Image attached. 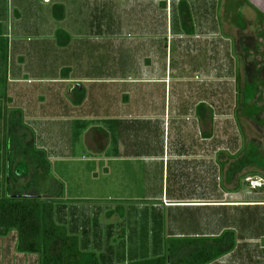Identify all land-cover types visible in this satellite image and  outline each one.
Masks as SVG:
<instances>
[{"label":"rangeland","instance_id":"374dc122","mask_svg":"<svg viewBox=\"0 0 264 264\" xmlns=\"http://www.w3.org/2000/svg\"><path fill=\"white\" fill-rule=\"evenodd\" d=\"M188 1L193 15L190 34L179 18L180 0H75L70 7L71 17L59 23L57 18L53 20L51 5L42 6L41 0H0V39L5 44L9 42L8 59L0 48V107L4 111V116L0 114V187L10 183L3 168L6 120L12 110L20 109L24 122L21 132L33 131L37 147L47 138L56 147L58 156L51 159V170L65 186L64 198L57 204L64 209L69 227L77 225L81 236L88 229L101 234V240L93 243L90 251L99 256L106 253L105 258L114 264L122 256V261L130 264L132 259L166 253L167 241L175 233L211 234L226 224L238 233V247L213 264H264V186L253 189L249 181L264 180V0ZM56 25L71 27L81 36L73 39L67 50H58L53 46L55 37H51ZM54 43L62 46L58 39ZM21 56L23 63L19 65ZM167 56L169 66L172 63L167 77L172 83L168 84L167 94L165 85H159L162 89L157 93L163 98L167 95L168 112L183 92L194 93L199 99L205 97L208 103L207 107L201 104L199 130L193 132L199 140L194 152L198 154L200 175L198 180L185 183L180 191L184 196L199 198L189 202L203 205L200 209H169L166 205L170 201L166 199H122L133 191L144 194L145 185L132 183L128 163L94 160L101 146L95 140V128L79 141L85 148L74 151L63 147L77 139L71 135V123L67 127L68 111L61 100L76 95L74 83L69 82L85 85L94 96L97 84L88 82H97V77L144 82L149 73L155 78L165 75ZM179 77L191 79L182 82L187 85L185 91L177 84ZM124 91L121 87L120 98ZM93 101H89L91 112ZM201 105L196 111H201ZM176 112L169 120V160L188 150L178 143ZM39 113L46 118H39ZM155 131L153 135L159 138V131ZM208 134L214 137L215 150L213 140L205 139ZM189 138L187 146L192 140ZM182 139L186 140L184 136ZM101 142L107 144L108 140ZM110 152L118 154L114 149ZM213 156L214 172L207 166ZM162 170V166L153 170L155 192L162 189ZM16 171L21 184H26L32 175L26 158L18 160ZM181 173L182 180L187 181V169ZM213 205L225 206L215 209ZM118 206L125 210L136 207L139 212L117 215L108 236L110 225L105 211ZM92 209L97 211L94 216ZM146 209L153 212L145 215ZM40 262L39 255L19 249L16 230L0 236V264Z\"/></svg>","mask_w":264,"mask_h":264},{"label":"crops","instance_id":"0c3cea01","mask_svg":"<svg viewBox=\"0 0 264 264\" xmlns=\"http://www.w3.org/2000/svg\"><path fill=\"white\" fill-rule=\"evenodd\" d=\"M41 1L42 3L40 2V5L42 6L45 5L46 7L48 5H51L50 9L52 14V7L54 4H64L66 8L65 17L61 20L57 19V23H59L64 22L68 20L69 17H71V12L69 10L70 7L72 8L71 3L75 0H50L49 2H45L44 0ZM54 19L55 17L53 18V20ZM51 22L54 23L53 21ZM59 29L64 30L70 40H68L67 43L60 48L58 44L54 43L57 40L56 32ZM51 33V37H55L52 38L53 46L58 50H67L69 46L72 45L73 39L80 38L81 36L79 33H75L71 29V27H67V29H65L63 27L58 28L57 25L52 29ZM19 61V65L20 63H23V56H21V59H19ZM171 68L172 63L169 66V56H167V73L160 76L159 78L152 77L151 73L147 75V79H145L144 82H120L115 78L107 80L97 77V82H88L97 84L96 87L98 89L97 93L94 96L93 93H89V90L85 85L83 86L79 82H69L74 83L73 86L75 87L73 91H75V89H83L86 91V94L81 102L79 101L78 92H75V96H68L67 99L63 97L61 98L65 109L68 111V115L65 116V118L67 119V127L68 125L70 126L71 123V135L75 134V136H77V139H75L74 142L69 143V145H64L63 147L67 146L66 149H72L74 151L78 148H85V144L83 142H81L80 144L79 141H82V138H84V136L91 128H95V132L97 135L95 136V140L98 142V144H101V146L99 149L97 148L98 151L94 155V160L108 164L111 162L128 163V167L131 168L129 172L131 174L130 177L132 183L135 184L136 182H143L145 185V187L143 188L144 194H138V191H133L134 194L128 196L124 195L122 196V199H166L170 201V204L166 205L168 208L175 206L196 207L200 205L194 202L190 203L189 201H197L199 200V198L194 195L184 196L182 195V193H180V191L183 190L185 183H188L189 180L193 181V178H195V180H198V177L200 175L198 154L194 152V148L197 147L199 140L197 136L193 137V132L199 130V116L203 113H200L198 110L196 111V108L201 104H205V106L207 107L208 103L205 97L204 99H199L194 96V93L192 95H185V93L183 92L179 97L175 98L174 101L176 104H174L173 106L171 105L168 112L167 95L163 98L157 92H160L162 89V87H158L159 85H165V94H167L168 84L172 83L168 81L169 77H167L168 70L170 69L171 71ZM149 69H151V67ZM72 80L75 79L69 78V81ZM76 80L80 81L81 79ZM190 80H184L183 77L180 80L179 77L177 80V82L179 83L177 84L179 85V88H181V90L185 91V87H187V85L183 84L182 82H188ZM135 83L139 84L135 85ZM196 85L197 84H195V86ZM135 86H138V91L134 90V88H136ZM121 87L122 90H125V95L122 98H120V96L118 95ZM90 99H94V112H91V110H89L92 107H89ZM210 106L211 105L209 104V107ZM172 108L174 110H172ZM193 109L195 110L193 111ZM175 110L177 111L175 113L176 116L178 115L177 113H179L178 118L175 117L176 123L174 124V128L179 134L178 143L182 147H184V149L187 148L188 150L185 149L187 152L181 151L176 153L174 155L176 157L175 160H169L168 141L172 130V123L169 120L171 114H173L172 112H174ZM38 116H40V113L38 114ZM184 117H186V120H184ZM39 118L44 119L46 117L40 116ZM212 129L214 130V124L212 126ZM154 130L159 131V138L156 135H153ZM42 132L46 133L44 131ZM47 132V135L51 136V131L48 130ZM209 135L210 134L206 135L205 139L213 140L214 137L211 138ZM183 136L186 138V140L182 139ZM189 137H191L192 140L191 142H189L190 145L187 146V142L190 139ZM104 138L108 140L107 144L101 142L102 140H104ZM50 140L51 139L47 138V141L45 143H42L39 148L46 151L48 158L51 161V159H56L58 155L56 154V147L51 146V144L49 143ZM211 144L213 147L212 150H215V140H213ZM54 149L56 151H54ZM111 149H114L118 154L112 155V153L110 152ZM155 149H158L157 154L155 152ZM207 156H209V154ZM215 159L216 157L213 156V159L211 161H208L207 165L208 167H212V172H214L215 168ZM158 166H162L163 168V184L162 189L159 190V192H155V185L153 186L155 182L152 180V176L154 174L153 170ZM139 167H141L140 170ZM184 169H187V181H184V179L182 180L184 176L181 172H183ZM208 173H205L204 176L208 175ZM178 175H180L179 178ZM203 179L207 181L208 176L204 177ZM128 182L131 181L128 180ZM212 184V188L214 189V182H212ZM137 186H140V189L142 188L141 185L137 184ZM177 192H179L180 194H178ZM138 210L139 208L136 207L126 210L124 208L119 209L118 207L106 210L105 218L107 221H109L108 225H110V230L108 231L107 235H111V231H113V226L111 224H113V221L117 215L124 217L127 215V211H129V213L132 212L133 214H136L139 212ZM96 212L97 211H95L94 209L90 211L91 215L93 216L97 214ZM145 212V215H148L150 212L152 213L153 210L146 209ZM80 229H82V227ZM87 231V234L85 233L83 236H81V234L79 233L78 235L81 239V242L86 240V244L90 248L93 243L96 244L97 241L101 240V234H97L98 231L96 230L92 231L93 233H91L89 229ZM107 241L108 242H106V244L109 243V240ZM262 246L264 247V243ZM110 247V251L111 253H113V246L111 245ZM123 264L129 263L123 262Z\"/></svg>","mask_w":264,"mask_h":264},{"label":"trees","instance_id":"16d2710c","mask_svg":"<svg viewBox=\"0 0 264 264\" xmlns=\"http://www.w3.org/2000/svg\"><path fill=\"white\" fill-rule=\"evenodd\" d=\"M178 8L182 27L190 34L192 27L189 23L193 19L191 4L188 0H180ZM52 11L55 18L64 19V4H54ZM1 34L3 32L0 26V36ZM56 35L62 46L69 40L62 29L57 30ZM3 41L0 39L2 56L8 59L9 42L5 44ZM75 92H78L81 102L86 91L75 89ZM200 107L202 113L203 105ZM0 114L4 116L1 107ZM6 126L3 168L10 183L0 187V236L16 230L19 249L39 255L41 264H114L111 259L105 258L106 254L99 256L96 251H90L86 240L81 242L78 226L69 227L66 222L64 209L57 204V201L64 198V184L52 174L51 162L46 151L37 147L35 133L21 132L24 128L22 110H12L8 114ZM20 158H26L32 169V175L26 184L19 183L16 174V164ZM213 206L220 209L225 205ZM175 207L190 209V206ZM200 207L202 206L197 209ZM83 233L86 231L83 230ZM238 241L236 230L226 224L211 234L175 233L167 241L166 253L132 259L130 264H210L232 253L238 247ZM116 264H123L122 256Z\"/></svg>","mask_w":264,"mask_h":264},{"label":"built area","instance_id":"2783aa9c","mask_svg":"<svg viewBox=\"0 0 264 264\" xmlns=\"http://www.w3.org/2000/svg\"><path fill=\"white\" fill-rule=\"evenodd\" d=\"M48 1H50V0H45V2H48ZM249 181H250L251 187L253 189L262 188L264 186V180L263 179L250 178Z\"/></svg>","mask_w":264,"mask_h":264}]
</instances>
